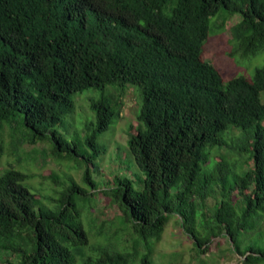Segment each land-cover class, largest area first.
Wrapping results in <instances>:
<instances>
[{
  "label": "trees",
  "instance_id": "1",
  "mask_svg": "<svg viewBox=\"0 0 264 264\" xmlns=\"http://www.w3.org/2000/svg\"><path fill=\"white\" fill-rule=\"evenodd\" d=\"M217 15V30L238 17L230 54L264 50V0H0V131L7 125L28 144L47 142L58 159L84 163L81 181L90 186L54 173L56 195L40 194L23 171L5 168L0 264H75L78 257L81 264H150V240L160 239L171 214L197 255L221 236L241 264H264V247L239 245L249 231L264 230V60L251 76L224 80L202 56ZM107 85L119 90L104 94ZM128 85L138 89V103L140 95L137 125L128 127L124 154L116 151L122 167L142 173L96 182L91 172L104 152L97 138L121 105L109 88ZM89 89L101 91L88 98L94 120L84 142L70 146L55 127ZM213 148L225 152L211 156ZM94 189L118 206L136 237L132 250L98 245L85 253L82 213Z\"/></svg>",
  "mask_w": 264,
  "mask_h": 264
},
{
  "label": "rangeland",
  "instance_id": "2",
  "mask_svg": "<svg viewBox=\"0 0 264 264\" xmlns=\"http://www.w3.org/2000/svg\"><path fill=\"white\" fill-rule=\"evenodd\" d=\"M237 20L238 17L233 15L225 20L222 30H217L215 26L221 22V17L219 15L212 17L211 26L213 30L209 32L203 45V58L216 67L224 80L239 75L249 77L253 69L260 66L264 60V50L250 56H243L240 52L236 55L230 54L229 28ZM110 86L119 90L115 85H107L103 90L104 94H107ZM136 89V87L128 85L117 93L113 88H109V92L113 95H119L121 105L115 122L106 131L100 133L97 138L103 146L104 152L95 160V165H98V173L97 171L91 172L92 178H95L96 182L110 175V173L121 172L129 177L142 173L133 164H125L122 167V161L119 159V153L117 152L121 150V154H124L128 127L132 125V130H134L137 125L136 112H138L140 105V95L138 103L139 92L137 93L138 89ZM100 93V90L89 89L76 95L71 116L67 115L64 122L55 127L69 142L70 146L72 142H84L87 133L86 123L94 120L88 108V98L90 95L96 96ZM260 97L261 101L264 102V90L261 92ZM91 116L93 118H89ZM17 135L7 125L0 131V173L9 167L19 169L28 176L24 183L26 185L30 184L33 187L32 190L34 189L36 193H47L55 196L59 185L53 181L52 174L62 175V173L67 172L90 192L89 184L81 181L82 168H85L84 163H81L82 168L77 167L73 163L74 159L70 161L53 156L47 142H38L31 145L18 138ZM79 148L81 147L79 146ZM34 150L35 152H33ZM219 152L224 153L225 150L218 151L213 148L211 156H217ZM127 166L129 168H124ZM115 168L118 169L114 172L113 169ZM93 192L95 194L86 198L87 205L91 208L87 206L82 213V221L89 237V244L84 249L85 253L94 254L93 250L98 245L132 250L136 237L127 226L120 222L121 212L118 206L112 203L110 198L100 190L94 189ZM211 204L212 200L209 199L208 207H211ZM201 224L204 226L205 221L196 223L195 227L201 228ZM259 228L264 229V225ZM150 244L153 246L150 264H241L243 259L242 255L231 250L230 242H227L221 236L212 239L206 253L197 255L191 238L183 232L177 217L172 214L168 216L160 239L156 241L151 239ZM258 244L264 247V230L249 231L241 239L239 245L241 248H245ZM137 249L142 252V244H138ZM81 263V258L78 257L75 264Z\"/></svg>",
  "mask_w": 264,
  "mask_h": 264
}]
</instances>
